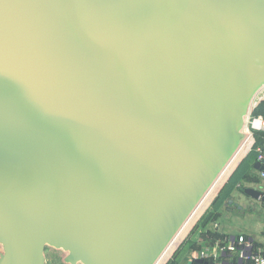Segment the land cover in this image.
I'll list each match as a JSON object with an SVG mask.
<instances>
[{"label": "water", "instance_id": "obj_1", "mask_svg": "<svg viewBox=\"0 0 264 264\" xmlns=\"http://www.w3.org/2000/svg\"><path fill=\"white\" fill-rule=\"evenodd\" d=\"M263 90L264 0H0V264H156Z\"/></svg>", "mask_w": 264, "mask_h": 264}, {"label": "rangeland", "instance_id": "obj_2", "mask_svg": "<svg viewBox=\"0 0 264 264\" xmlns=\"http://www.w3.org/2000/svg\"><path fill=\"white\" fill-rule=\"evenodd\" d=\"M262 97H264V90L260 92L256 100L258 101ZM246 154L247 153L244 152L242 158L236 162L228 177H226L223 183H221V185L216 189L217 191H215V195L207 206V211L198 221L196 220L197 222H193L192 227L189 228V231L183 237L184 239H179L176 243V249L182 247L184 250L181 254V259L185 258L186 261L189 260V257H185V255L190 251L188 250L190 248L211 246V241L217 237V229H220V233L223 235H236L237 233H240L253 235L257 239L264 237V207H260V203L262 202L245 198L242 192L239 191V186L236 188L239 193L235 192V198L232 199L231 197L229 200L232 199L238 203L242 202L245 206L242 211L237 209L234 205H229V200L224 202L219 207L215 204V198H217L224 185H226L232 173L238 168L240 162H242L246 157ZM248 180L251 179H245L243 182L245 187L251 184V181ZM252 181H254L253 184L255 185V188H259L262 183L264 184V180L257 176L252 179ZM208 218L209 220L207 221ZM45 255L46 264H63L62 260L64 253L61 250L47 246L45 249Z\"/></svg>", "mask_w": 264, "mask_h": 264}, {"label": "built area", "instance_id": "obj_3", "mask_svg": "<svg viewBox=\"0 0 264 264\" xmlns=\"http://www.w3.org/2000/svg\"><path fill=\"white\" fill-rule=\"evenodd\" d=\"M263 100L264 97L254 102L246 120L245 131L248 133V139L241 148V150L245 148L246 153L255 148V132L264 130V117L254 114V110ZM257 150L259 152L258 161L264 164V151L260 147L257 148ZM207 209L208 207L199 216L197 221L202 217ZM174 245H176V238L166 250V255L164 253L165 256H163L166 258L162 264H170L175 261V253L180 249V247L176 249ZM188 253L185 257H187ZM189 255L188 261H186L185 258H182L176 261V264H193L198 260H202V263L200 264H210L211 262L213 264H264V249L257 248L252 241H249L245 237H240L237 241L227 239V241L223 244L216 242L211 244L209 247L203 246L198 249H191Z\"/></svg>", "mask_w": 264, "mask_h": 264}, {"label": "trees", "instance_id": "obj_4", "mask_svg": "<svg viewBox=\"0 0 264 264\" xmlns=\"http://www.w3.org/2000/svg\"><path fill=\"white\" fill-rule=\"evenodd\" d=\"M254 114L264 116V100L256 107V109L254 110ZM255 140H257L255 144V148L251 149L248 152L247 156L243 159L242 162H240L238 168L232 173L228 182L226 183V185H224L223 189L220 191L217 198H215L216 206L219 207L224 202L228 201L230 195L232 194V191L242 182V180L245 179L248 171L252 166L253 161L259 156V152L257 148L260 147L264 151V130L255 132ZM247 176H250V174H248ZM208 220L209 218L207 219V221ZM198 248L200 247H196L192 249L194 250ZM188 250H191V248ZM183 251L184 250L182 249V247H180V249L175 253L174 256L175 261L171 262L170 264H176V261L181 259V254L183 253Z\"/></svg>", "mask_w": 264, "mask_h": 264}, {"label": "crops", "instance_id": "obj_5", "mask_svg": "<svg viewBox=\"0 0 264 264\" xmlns=\"http://www.w3.org/2000/svg\"><path fill=\"white\" fill-rule=\"evenodd\" d=\"M262 102V101H261ZM248 154V153H247ZM247 154H246V156H247ZM240 162V161H239ZM259 161H258V158H256L254 161H253V163H252V166H251V168H250V170L248 171V173H247V175L248 174H250V176H247L246 175V177H245V179H251V180H248V181H251V184L250 185H248L247 187H251V188H255V185L253 184L254 183V181H252V179H254L256 176L257 177H260L262 180H264V173L262 172V171H260V170H258V169H256L254 166H255V164H257ZM244 179V180H245ZM244 180H242V182L238 185V186H240V185H243L244 186V184H243V182H244ZM259 181V180H258ZM237 186V187H238ZM236 187V188H237ZM245 187V186H244ZM234 189L233 191H232V194L230 195V198L232 197V199L233 198H235V192H238V190L237 189ZM256 189H259V190H261L262 192H263V194H264V184L262 183L261 184V186H259V188H256ZM240 191V190H239ZM241 192V191H240ZM233 193H234V196H233ZM239 193V192H238ZM243 194V196L245 197V198H247V199H252V200H254V201H258V202H262V203H260L261 205H260V207H264V200L263 199H260V200H257V199H254V198H251V197H248L247 195H245L244 193H242ZM232 199H230L229 201H228V203H229V205H231V206H235V207H237V209H239V210H243V207H245L244 206V204L241 202V203H238V202H236V201H234V200H232ZM232 201V202H231ZM220 226V225H219ZM216 237V236H215ZM240 237H245L246 239H248L249 241H252L254 244H255V246L257 247V248H261V249H264V237H260L259 239H257L256 237H254L253 235H246V234H240V233H237L236 235L235 234H229V235H223V234H221L220 233V229L218 230L217 229V237L216 238H214L212 241H211V244H214V243H216V242H218V243H225L226 241H227V239L228 240H233V241H237ZM201 247H203V246H201ZM200 247V248H201ZM193 250V249H192ZM190 252H191V250H190ZM190 252L188 253V255H187V257H189L190 255Z\"/></svg>", "mask_w": 264, "mask_h": 264}, {"label": "bare ground", "instance_id": "obj_6", "mask_svg": "<svg viewBox=\"0 0 264 264\" xmlns=\"http://www.w3.org/2000/svg\"><path fill=\"white\" fill-rule=\"evenodd\" d=\"M244 152H245V148H243L239 152V154L237 155V157L233 160V162L230 163V165L226 168V170L224 171V173L220 176V178L216 182V184L211 188V190L205 196V198L200 203V205L198 206V208L195 211V213L190 217V219L187 221V223L185 224V226L181 229L180 233L176 237V243L179 241V239H182L186 235V233L189 231V228L192 227L193 222L196 221L198 219V217L202 214V212L206 209V207L210 203L211 199L215 195V191H217L216 189L221 185V183H223V181L226 179V177H228L229 173L231 172L232 168L235 166L236 162H238V160L240 158H242V155L244 154ZM173 247H172V249H173ZM163 255L160 258V260H158V262L156 264H162L163 263L164 259L166 258V257H164L166 255V253H165L164 256Z\"/></svg>", "mask_w": 264, "mask_h": 264}]
</instances>
